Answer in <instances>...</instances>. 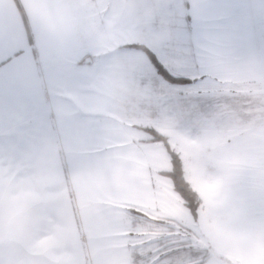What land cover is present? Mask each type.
I'll return each mask as SVG.
<instances>
[{"label": "crops", "instance_id": "obj_1", "mask_svg": "<svg viewBox=\"0 0 264 264\" xmlns=\"http://www.w3.org/2000/svg\"><path fill=\"white\" fill-rule=\"evenodd\" d=\"M263 8L0 0V264H136L138 218L172 213L173 198L143 129L173 137L184 175L175 145L204 143L225 172L231 145L254 144L239 131L264 127ZM134 44L196 83L165 81Z\"/></svg>", "mask_w": 264, "mask_h": 264}, {"label": "rangeland", "instance_id": "obj_2", "mask_svg": "<svg viewBox=\"0 0 264 264\" xmlns=\"http://www.w3.org/2000/svg\"><path fill=\"white\" fill-rule=\"evenodd\" d=\"M95 19L85 16L83 27ZM238 115L240 122L253 124ZM258 127L239 131L243 134L237 140L253 138L254 144L231 145L225 172L210 167L204 143L175 145L182 154L185 179L200 199L197 219L170 187L172 213L138 218L140 236L133 242L140 255L137 264H173L172 250H180L174 264H264V127ZM168 141L173 149V137ZM159 148L164 157L158 167L169 169V158L161 144ZM165 180L171 186L170 179Z\"/></svg>", "mask_w": 264, "mask_h": 264}, {"label": "trees", "instance_id": "obj_3", "mask_svg": "<svg viewBox=\"0 0 264 264\" xmlns=\"http://www.w3.org/2000/svg\"><path fill=\"white\" fill-rule=\"evenodd\" d=\"M130 47L142 51L149 59L150 63L152 57L155 56L150 50H148L146 47L142 45L134 44V45H130ZM161 67L166 73V75H161L157 72L156 73L169 83H177L173 79L174 76L169 74L168 71L162 65ZM177 84H181V83H177ZM143 130L151 136L150 141L161 142L162 145L164 146L169 156L170 170L165 172H160V174L170 179L173 191L181 198L183 205L186 207L192 219L195 221L197 219V211L200 205V200L197 193L191 188L189 183L184 178L180 158L169 147L167 138L164 135H160L155 130L149 128H145ZM137 259H138V255L136 254L134 256V260L136 261V264H137Z\"/></svg>", "mask_w": 264, "mask_h": 264}, {"label": "snow or ice", "instance_id": "obj_4", "mask_svg": "<svg viewBox=\"0 0 264 264\" xmlns=\"http://www.w3.org/2000/svg\"><path fill=\"white\" fill-rule=\"evenodd\" d=\"M151 63L153 65V69L155 72L166 75L164 70L162 69L161 65L159 64L157 58L155 56L152 57ZM175 82L182 83V84H195L196 80L194 77H188V76H177L173 78Z\"/></svg>", "mask_w": 264, "mask_h": 264}, {"label": "water", "instance_id": "obj_5", "mask_svg": "<svg viewBox=\"0 0 264 264\" xmlns=\"http://www.w3.org/2000/svg\"><path fill=\"white\" fill-rule=\"evenodd\" d=\"M90 62H91L90 58H86L84 63H90Z\"/></svg>", "mask_w": 264, "mask_h": 264}]
</instances>
